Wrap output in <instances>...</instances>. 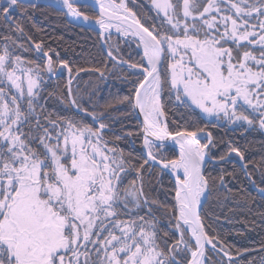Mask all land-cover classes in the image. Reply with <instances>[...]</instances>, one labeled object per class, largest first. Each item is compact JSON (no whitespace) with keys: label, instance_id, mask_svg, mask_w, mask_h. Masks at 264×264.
I'll use <instances>...</instances> for the list:
<instances>
[{"label":"snow or ice","instance_id":"1","mask_svg":"<svg viewBox=\"0 0 264 264\" xmlns=\"http://www.w3.org/2000/svg\"><path fill=\"white\" fill-rule=\"evenodd\" d=\"M57 3L77 22L99 25L105 43L114 29L142 47L140 62L130 65L138 70L132 92L115 103L143 115L147 158L132 164L115 146L121 136L106 139L109 124L104 121L110 117L96 111L91 98L92 110L84 107L85 101L73 94L71 78L62 102L96 126L45 111L40 75L45 69L17 54V49L29 50L18 42L23 38L32 50L43 52L46 71L54 72L52 50L45 52L43 41H33L15 18L36 5L0 0V24L7 33H0V264H264V244L255 250L259 260L236 259L249 249L236 250L234 256L232 246L206 224L204 209L206 194L217 185L226 189L224 201L248 200L246 193L227 187L226 177L237 179L235 169L214 177L206 171V160L234 163L230 158L235 155L264 200V187L249 171L250 164L258 169L264 184V158L246 160L231 141L226 152L214 157L211 131L198 124L172 130L169 123L176 122L168 118L183 108L245 132H264V0H150L158 22L148 26L125 0H94L95 16L80 10L81 0ZM81 6H88L87 0ZM107 55L117 60L112 50ZM58 63L71 77L69 62ZM83 71L105 75L101 68H77L76 75ZM111 108L112 103L103 105ZM169 140L178 147L174 159L159 151ZM150 161L174 176L170 205L145 193L140 174ZM129 171L141 182L133 179L125 186ZM209 253L220 259L213 261Z\"/></svg>","mask_w":264,"mask_h":264},{"label":"trees","instance_id":"2","mask_svg":"<svg viewBox=\"0 0 264 264\" xmlns=\"http://www.w3.org/2000/svg\"><path fill=\"white\" fill-rule=\"evenodd\" d=\"M129 8L136 12L141 22L148 26L152 22H158L154 8L150 0H125ZM80 10L89 16H95L88 6H79ZM15 18L23 21L25 31L32 36L35 42L43 41L42 48L45 52L51 49L49 54L54 61L53 67H57L58 60H67L70 67L73 68L71 74L72 90L77 99H83L84 107L92 108L87 101L91 98V103L96 106V111H105V115L109 119H105V123L109 124V129L105 131L106 139L114 140L115 136H121L119 141H115V146L122 149L125 156L130 157L131 163L138 165L143 163L145 159L142 155V135L139 123L134 112L126 106V104H116L115 100L129 95L132 92V82L137 79L136 73L128 70L124 66L115 63L109 59L101 43L99 33L92 29L82 28L71 25L67 22L63 12L57 11L47 6H36L35 9H29L27 15L21 16L20 13L15 14ZM0 33H6V29L0 24ZM13 33V36H16ZM107 39V38H105ZM111 39L115 40L118 45V53L114 51V55L131 64L140 62L141 53L138 45L134 41L125 42L121 37L112 35ZM19 43H23L28 51L17 49L23 59L31 60L42 69H45L44 59L37 55L27 44L26 40L21 38ZM105 43L107 49L110 48ZM110 50V49H109ZM112 50V45H111ZM56 53L59 54L57 57ZM77 68H101L105 75L100 77L99 73L92 71H83L76 75ZM43 83L41 85L42 103H44L45 111L55 112L61 115H73L77 119H84L93 127L95 125L87 116L76 113L73 108L69 107L66 102H62V98H67V79L64 74L59 77L51 78L46 69L40 73ZM112 103L113 108L103 109V105ZM175 115L169 113V128L175 130L177 127L183 128L198 124L205 127L206 131H211L214 137V143L217 147L213 149L212 156L218 157L228 150L227 142L231 141L234 146L240 147L245 152L246 160L259 163L264 158V132L256 129H248L247 132L239 125H228L223 121L207 119L202 114L193 115L183 108L174 109ZM219 124L214 127V124ZM128 133H131L129 135ZM206 139L201 138V143H205ZM109 146H113L112 143ZM176 152L172 148L165 151V157L176 158ZM234 162V161H233ZM207 172L212 176H218L222 170L232 172L235 169L237 175L236 180L228 181L227 187L233 192L246 193L248 200L241 201L238 204L233 203L231 199L224 201L222 198L226 195V189L217 185L216 191L208 198L204 204L206 224L211 225V229L218 233L220 238L227 244L232 246L235 256L236 250L249 249V252L238 258L241 262L255 257L259 260V249L264 244V200L253 190L252 184L247 180L240 171V165L234 163L208 164ZM249 171H252L256 184L264 187L260 181V171L253 169L249 165ZM142 183L145 193L151 199H155L161 204L170 205L173 203V182L170 177L157 166L146 164L141 172ZM133 179H137L134 171H129L125 179L127 186ZM256 186V185H255ZM220 197L221 199H217ZM228 208H235L234 212H228ZM157 215L160 212L157 211ZM227 216L231 222L225 219ZM216 217H220L219 220ZM161 227L167 230V224L161 223ZM210 234H212L210 232ZM213 261L219 260L216 254L209 253Z\"/></svg>","mask_w":264,"mask_h":264},{"label":"water","instance_id":"3","mask_svg":"<svg viewBox=\"0 0 264 264\" xmlns=\"http://www.w3.org/2000/svg\"><path fill=\"white\" fill-rule=\"evenodd\" d=\"M25 3L26 4H31V3H34L36 6H39V5H43V6H50V7H55L56 8V6L57 5H59V6H62V5H60V4H58L57 3V0H25ZM84 3V0H81V4H78L77 6H80V5H82ZM87 4H88V7L92 10V12L96 15V11H97V9H96V7H95V4H94V0H87ZM63 8V7H62ZM61 10H64V11H66V9H61ZM66 18H67V21L69 22V23H71V24H73V25H75V26H78V27H82V28H87V29H92V30H96V31H98V32H100V28H99V26H96V27H93V26H86V25H82V24H77V23H75V22H73V21H71L70 19H69V16H66ZM27 41V40H26ZM28 42V41H27ZM28 44L30 45V48L31 49H33V45L30 43V42H28ZM34 51V50H33ZM37 55H39L40 57H42V58H44L45 59V61L47 62V58L43 55V52H38V51H34ZM61 67H60V65H59V69H60ZM59 69H58V71H57V74L55 75V76H51V74L48 72V74L51 76V77H57L60 73H59ZM65 72H66V78H67V82H68V79L70 78V76H69V73L65 70ZM68 85V84H67ZM75 112H76V110L75 109H73ZM134 112V111H133ZM134 114H135V117H136V119H137V121H138V123H139V126L141 125V122H142V120H143V115L142 114H140V115H138L137 114V112H134ZM81 115H83V114H81ZM88 117V116H87ZM89 119H91V117H88ZM91 121H92V119H91ZM93 122V121H92ZM94 123V122H93ZM95 124V123H94ZM140 129H141V127H140ZM141 135H142V142H143V134H142V131H141ZM164 147H169V148H172L175 152H176V154H178V147L175 145V144H173V142L172 141H165L164 142ZM142 155H143V157L146 159L147 158V148H146V146L143 144V146H142ZM232 161H234V162H236V163H238L239 164V162H238V158L237 157H235V155H233L231 158H230ZM150 164H152V165H154V166H157L158 168H160V165H158V164H155V163H153V162H149ZM222 163H226V162H220V161H218V160H206V167H207V165L208 164H222ZM240 165V164H239ZM164 172L170 177V179L172 180V182L174 183V176L168 171V170H164ZM252 184V183H251ZM252 187H253V190L258 194V192H257V187L254 185V184H252ZM205 203V202H204ZM246 253H244L243 255H245ZM243 255H241V256H236L235 258L236 259H238V258H240V257H242Z\"/></svg>","mask_w":264,"mask_h":264},{"label":"rangeland","instance_id":"4","mask_svg":"<svg viewBox=\"0 0 264 264\" xmlns=\"http://www.w3.org/2000/svg\"><path fill=\"white\" fill-rule=\"evenodd\" d=\"M116 2L117 3H119L120 2V0H116ZM65 16V18H66V15H64ZM68 22V21H67ZM69 23V22H68ZM69 24H71V23H69ZM71 25H73V24H71ZM75 26V25H74ZM98 32V31H97ZM113 32H114V34H118V33H115V30L113 29ZM119 35V34H118ZM120 35H122V34H120ZM118 37H120V36H118ZM122 39L125 41V42H127L128 40L129 41H134V42H136V40H135V38H133V37H131L130 35L129 36H127V37H124L123 35H122ZM109 44H111L112 45V51H113V55L115 54L114 53V51L115 52H117L116 51V49L118 48V45L115 43V40H113V39H109V42H108ZM111 45H110V50H111ZM108 49V50H109ZM138 50L140 51V53H141V55H143V52H142V47H139L138 46ZM50 55V54H49ZM115 56V55H114ZM117 58V57H116ZM118 61H124V60H121V59H119V58H117V60L115 61L116 63H118ZM125 63H123L124 64V66H125V68H127L128 70H130V71H132V72H134V73H137L138 72V70L137 69H133V68H131L130 67V65H131V63H129L128 61H124ZM46 64H47V62L44 60V66H45V68H46ZM59 69V64L57 65V67H54V72H52V74H55V72L57 71ZM62 73V72H61ZM169 147H163L162 149H160L159 151L160 152H162L163 153V155H165V151L168 149ZM153 151L155 152L156 150L155 149H153ZM166 157H168V156H166ZM208 170V166L206 167V171ZM211 173V172H210ZM207 198H208V195L206 194V200H207ZM206 200H205V202H206ZM205 204V203H204Z\"/></svg>","mask_w":264,"mask_h":264},{"label":"bare ground","instance_id":"5","mask_svg":"<svg viewBox=\"0 0 264 264\" xmlns=\"http://www.w3.org/2000/svg\"><path fill=\"white\" fill-rule=\"evenodd\" d=\"M125 3H126V1H125ZM39 6H43V5H39ZM47 7H50V6H47ZM51 8H53V9H55V10H57V11H60V12H63L64 13V10H61V9H64V8H62V6H59V5H57L56 6V8L55 7H51ZM69 19L71 20V21H73V22H75V23H77V24H82V25H86V26H93V27H96V26H99V25H97V24H95V23H87V22H84V21H79V22H77L74 18H72V17H70L69 16ZM66 20H67V18H66ZM100 33V32H99ZM106 38V37H105ZM105 38H101V43H105ZM27 42V41H26ZM27 44H28V42H27ZM29 45V44H28ZM30 46V45H29ZM108 56V55H107ZM110 59V58H109Z\"/></svg>","mask_w":264,"mask_h":264}]
</instances>
